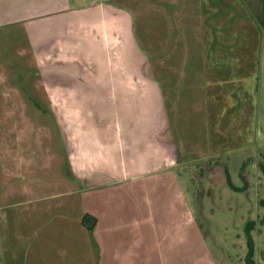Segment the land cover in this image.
<instances>
[{
  "label": "rangeland",
  "instance_id": "obj_1",
  "mask_svg": "<svg viewBox=\"0 0 264 264\" xmlns=\"http://www.w3.org/2000/svg\"><path fill=\"white\" fill-rule=\"evenodd\" d=\"M110 1L134 14L142 49L150 41L174 63L172 72L156 74L171 86L173 138L184 155L166 171L178 182L143 184L119 211L125 222L157 228L150 232L155 256L145 264H264V0ZM14 45L0 31V164L17 170L6 142L27 144L39 148L36 159L30 156L40 174H66L51 159L52 147L47 151L54 135L34 130L51 129L52 120L35 115L31 98L24 95L28 118H6L4 108L18 105L16 94L10 103L4 97L8 83L18 87L21 80L2 68L20 62ZM23 76L18 88L30 91L34 75ZM22 199L0 196V264H98L73 230L78 209L67 204L71 199ZM36 208L43 214L31 213ZM141 241L147 249L152 244Z\"/></svg>",
  "mask_w": 264,
  "mask_h": 264
},
{
  "label": "crops",
  "instance_id": "obj_2",
  "mask_svg": "<svg viewBox=\"0 0 264 264\" xmlns=\"http://www.w3.org/2000/svg\"><path fill=\"white\" fill-rule=\"evenodd\" d=\"M0 31L12 45L21 40L13 51L20 62L4 61L5 76L20 75L17 83L23 87V73L26 80L34 75L30 91L8 83L4 97L10 103L9 94H16L18 105L4 108L6 118H28L34 101L35 115L52 120L51 129L34 130L54 135L55 144L46 145L53 151L49 158L63 163L66 171L40 174L32 159L40 152L38 146L6 142L5 156H15L19 167L0 164L1 198L20 195L24 203H34L67 197L72 201L67 204L78 209L73 230L85 239L92 260L150 262L155 256L150 232L156 226L125 222L119 211L126 198L145 189L143 184L178 182V174L166 171L184 155L173 138L171 86L156 74L172 72L168 52H156L150 41L148 50L142 49L134 14L110 0H0ZM158 53L160 59L154 60ZM24 95L31 98L28 103ZM9 129L14 134L16 129ZM42 211L31 213L39 216ZM85 215L95 219L91 229L81 223ZM45 227L42 223L39 228ZM141 237L152 242L148 249Z\"/></svg>",
  "mask_w": 264,
  "mask_h": 264
},
{
  "label": "trees",
  "instance_id": "obj_3",
  "mask_svg": "<svg viewBox=\"0 0 264 264\" xmlns=\"http://www.w3.org/2000/svg\"><path fill=\"white\" fill-rule=\"evenodd\" d=\"M263 171H264V168H263ZM89 219H91L90 224L88 223ZM81 223L83 225H85L86 227H88L89 229H91L95 224V219L91 216L85 215V216H83ZM247 229H248V227H247ZM249 264H254V263H253V261L249 260Z\"/></svg>",
  "mask_w": 264,
  "mask_h": 264
}]
</instances>
